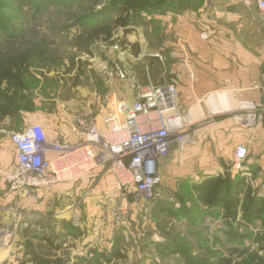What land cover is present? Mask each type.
<instances>
[{"label":"rangeland","instance_id":"rangeland-1","mask_svg":"<svg viewBox=\"0 0 264 264\" xmlns=\"http://www.w3.org/2000/svg\"><path fill=\"white\" fill-rule=\"evenodd\" d=\"M206 1L143 0L146 5L161 6L139 9L138 24L144 23L145 15L197 10ZM244 7L243 34L252 40L254 30L259 29L264 41L259 9L256 5ZM118 11L112 0H0V13L17 28L14 37L4 34L0 42V70L26 56L18 79H0V92L11 96L17 109L12 115L0 114V149L34 117H43L44 128L54 131L79 114L89 113L96 119L113 111L116 105L109 74L120 68L126 76L119 78L124 82L132 78L127 55L129 31L115 24ZM105 20L111 27L110 37L105 31L94 33ZM111 56L114 67L106 73L101 62ZM261 69L262 74L264 66ZM250 155L263 156L264 167V147L254 148ZM252 190L264 196L256 188ZM163 195L162 200L143 202L128 193L129 205L119 198L112 208H102L103 217L90 210L86 217L74 216L71 221L82 222V227L59 220L53 211L40 217L30 207L0 198V264H84L80 260L84 256L102 264H183L182 255L166 243L186 249L200 264L220 256L230 258L231 264H260L264 259V218L238 225L241 236L233 238L229 232L236 223L224 218L222 208L199 205L198 195L192 198L189 192ZM183 204L196 212L186 215L178 211ZM99 218L105 221V230H112V238L84 243V237L102 236Z\"/></svg>","mask_w":264,"mask_h":264},{"label":"crops","instance_id":"crops-1","mask_svg":"<svg viewBox=\"0 0 264 264\" xmlns=\"http://www.w3.org/2000/svg\"><path fill=\"white\" fill-rule=\"evenodd\" d=\"M244 6L239 0H207L197 10L160 11L145 15L144 23L133 26L126 34L130 43L127 55L132 78L125 83L116 72L109 74L115 105H132L138 84L168 79L180 91L179 107L188 129L185 143H175L170 156L160 163L164 194L189 192L192 190L190 183L228 170L233 177H246L247 182L254 184L249 185L252 189L264 193L263 156L250 155L254 148L264 147V125L248 128L241 120L243 110L261 99V92L253 81L260 79L264 66V41L261 33L258 34L259 29L251 31L255 33L252 40L247 38V33L243 34V18L247 16ZM114 62L111 56L103 60L101 66L109 73ZM34 118L30 124L47 125L43 117ZM102 118L96 119L104 130ZM46 131L50 139L75 142L83 138L75 131L71 119L65 126L54 131L46 128ZM239 143L247 145L249 154L241 170H236L233 163ZM15 151L11 141L0 149V198L6 203L30 207L40 217H47L49 211H53L56 218L75 227H82L83 223L72 222L74 216L86 217L90 210L103 217L102 208H112L119 198L125 206L129 205L127 191L118 188L111 172L102 174L96 181L86 176L78 182L37 187L26 195L7 181L17 165ZM90 185L93 190L83 198ZM98 221L102 236L84 237V243L89 240L105 242L112 238V230L104 229L105 221L100 218Z\"/></svg>","mask_w":264,"mask_h":264},{"label":"built area","instance_id":"built-area-1","mask_svg":"<svg viewBox=\"0 0 264 264\" xmlns=\"http://www.w3.org/2000/svg\"><path fill=\"white\" fill-rule=\"evenodd\" d=\"M239 1L256 5L264 19V0ZM116 73L121 78L126 76L120 68ZM253 85L260 90L261 99L241 116L248 128L264 125V72ZM179 95L177 85L168 80L138 84L132 105L118 103L102 118L104 130L89 113L74 116L73 127L83 136L75 142L50 139L42 124H29L23 131L11 134L17 165L8 181L12 188L30 195L37 187L78 182L86 176L96 181L111 172L118 188L132 194L136 201L162 200L164 179L160 163L170 156L175 143H185L188 129ZM248 154L247 145L239 143L233 168L241 170ZM92 190L90 185L83 198Z\"/></svg>","mask_w":264,"mask_h":264},{"label":"trees","instance_id":"trees-1","mask_svg":"<svg viewBox=\"0 0 264 264\" xmlns=\"http://www.w3.org/2000/svg\"><path fill=\"white\" fill-rule=\"evenodd\" d=\"M112 4L116 6L119 10L115 15L114 22L117 25L125 27L126 32L132 30L133 26L138 24V16L136 15L139 9L146 8H159L156 4H144L143 0H112ZM157 7V8H156ZM181 11V10H178ZM107 21H104V24L94 30V33L97 35L100 32H107V36H111V27L107 25ZM16 26L6 19L0 13V42L3 35L14 37L16 35ZM137 53V51H135ZM26 56L23 55L18 61L10 64L8 67L0 70V79H18L23 72V63L25 64ZM25 66V65H24ZM13 98L9 95H5L0 92V114L1 115H12L17 109ZM192 188L189 191V194L192 198L198 195L200 204L204 205L206 208H222L223 216L228 222L236 223V226L229 232V235L233 238L240 237V232L238 225L250 223L257 219L264 218V196L256 193L248 185L247 179L244 176H232V173L228 170L224 173L215 176H208L201 181L190 183ZM181 207L178 211L185 213L186 215H191L193 209ZM196 209L199 206L195 207ZM168 248L180 253L183 257V264H200L199 261H196L192 255L186 251V249L181 248L173 243L164 244ZM264 249V246H263ZM80 260L85 261L84 264H102L99 259H89L87 257H81ZM232 260L225 256L216 257L211 259L206 264H231ZM264 264V259H261V263Z\"/></svg>","mask_w":264,"mask_h":264}]
</instances>
